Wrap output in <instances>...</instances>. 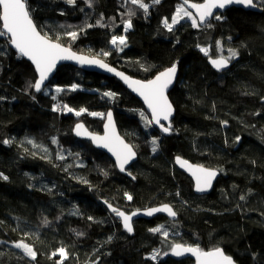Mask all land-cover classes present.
Here are the masks:
<instances>
[{"label": "trees", "instance_id": "trees-1", "mask_svg": "<svg viewBox=\"0 0 264 264\" xmlns=\"http://www.w3.org/2000/svg\"><path fill=\"white\" fill-rule=\"evenodd\" d=\"M144 2L150 4L147 14L130 0L90 5L29 0L28 8L49 38L132 76L147 80L176 64L179 77L169 92L176 114L169 135L145 126L140 113L150 115L142 101L113 77L62 65L35 91L30 87L37 80L35 68L0 35V173L8 177L0 178V264H57L59 254L52 253L59 247L68 253L64 264H195L191 257L168 254L172 243L221 247L238 264H264V3L255 0L261 10L230 7L216 14L219 20H210L211 27H193L185 19L169 31L163 21H171L181 2ZM129 11L135 14L125 31ZM101 18L107 27L97 25ZM69 31L78 33L75 40L65 34ZM112 35L126 36L123 51L110 44ZM228 49L238 60L216 72L208 58L228 57ZM73 84L79 87L72 90ZM57 86L66 91L57 93ZM109 91L116 96L105 98ZM57 103L87 112L55 111ZM111 109L138 152L128 169L134 179L73 132L80 121L101 132L106 116L91 113ZM153 138L159 145L155 152ZM176 155L220 171L210 193L194 192L192 179L174 163ZM166 202L177 219H137L133 235L107 205L131 212ZM160 226L167 238L150 231ZM22 239L37 252L35 260L14 246ZM153 250L159 251L155 261L149 256Z\"/></svg>", "mask_w": 264, "mask_h": 264}, {"label": "snow or ice", "instance_id": "snow-or-ice-1", "mask_svg": "<svg viewBox=\"0 0 264 264\" xmlns=\"http://www.w3.org/2000/svg\"><path fill=\"white\" fill-rule=\"evenodd\" d=\"M89 5L91 0H88ZM132 5L138 6L147 14L150 4L145 3L144 0H130ZM153 3H158L159 0H152ZM261 3H264V0H260ZM68 3H74V0H68ZM189 0H182L180 6L176 9L175 14L169 22L168 18H165L163 21L164 27L169 31L173 30V27L180 23L185 18H188L191 21L193 27H200L201 24L208 22L209 18H215L219 20L221 17L216 15L214 16V10L224 9L228 5H242L247 7H255L256 3L254 0H204L203 3H192L190 7L195 9L196 15L188 10ZM135 14L134 11L128 12V19L124 22L125 31L131 27V17ZM0 22H2V29H0V35L8 36L11 45L18 50L19 54L23 57L29 58L35 65V68L38 72V79L30 85L35 91L39 92L45 86V81L48 80L49 74L55 68L58 61L61 60H76L82 65H98L101 68H105L108 71L115 72L114 68L109 67L102 60L96 58H90L84 55H77L72 52L70 48L63 47L60 43L53 42L47 35H41L40 31L37 30V26L34 23L26 0H0ZM97 25L102 27H107L103 23V18L97 20ZM93 25L89 24L87 27H92ZM208 27H211V24H207ZM67 36L71 37L73 40L77 38L78 33L75 31H69L65 33ZM110 44L115 46L120 51H123V48L127 46V38L125 35H112ZM205 54L208 53L207 48L201 49ZM229 56L224 57L220 56L217 59H211L210 63L216 69H223L227 66L229 61L235 58L238 53L233 49H228ZM102 55L108 56L109 52H102ZM177 67L176 64H173L171 67L165 69L164 71L159 72L153 79L147 81L133 80L128 76H125L121 72H116V75L121 76L129 85L134 89L135 92L139 93L146 102L148 109H150L151 119L143 112L140 113L141 117L145 121V126L150 127L152 125H157L162 130V132L167 133L171 130L170 117L174 111L171 102L167 97V90L169 86L173 83V80L176 76ZM79 87L78 84H73L71 86L72 90H75ZM57 93L64 92L66 89L57 86L55 88ZM105 98H114L116 96L113 92L103 93ZM55 111H67L68 113H74L76 116H81L83 113L87 112L86 108H81L78 111L67 106L57 103L54 106ZM93 116L105 117L106 124L104 125L105 133L103 136L95 135L89 133L85 128L83 123H78L75 125V131L77 135L85 136L87 135L92 139L93 142L98 145L108 148L116 157V162L121 171L125 170V165L128 164L136 155L133 151L132 145H129L124 142L116 130L115 124L112 118V113L109 111L107 114L100 112L91 113ZM162 121L168 122L165 126ZM223 123H227L224 121ZM237 140L240 138L237 137ZM5 144L11 143L9 140L3 141ZM30 143H34L30 141ZM53 143H58L56 139H53ZM152 151L155 152L158 149V140L153 138L152 141ZM60 160H64L65 157L60 155L58 157ZM177 163L182 167L186 166L191 172L192 176L195 177V186L198 192H205L212 187V182L218 174V170L205 168L202 165H191L188 161L182 159L181 157H176ZM106 174V173H105ZM0 178L5 180L8 177L3 176L0 173ZM178 195V193H177ZM127 199L131 200L132 196L126 194ZM241 199H244L242 196ZM107 203V202H105ZM118 217L122 218L124 227L131 232V219L132 215H128L123 211H120L118 208H114L111 205H108ZM157 212H166L171 217H176L177 213L172 209L170 205H162L161 207L149 208L147 209V215L151 216ZM91 220L92 217H89ZM43 223L47 225L49 221L44 219ZM150 231L154 233H162V235L167 238L169 233L164 228L160 226L153 228ZM29 235L28 233L25 234ZM77 236L84 235L83 233H76ZM111 237H109V240ZM0 243H4L0 241ZM16 248L21 249L23 254L27 257H30L32 260H35L37 252L33 246L25 243L24 240L15 242L14 245ZM171 251L177 255L181 256L185 253L192 254L197 261V264H235V261L230 255H227L223 248L214 247L209 250L202 249L199 245H184L179 243H172L169 245ZM59 254V261L57 264H64V260L67 259L68 253L64 247H59L55 252L52 253V256L55 257ZM167 254V253H165ZM159 255L158 250H153L150 258L155 261Z\"/></svg>", "mask_w": 264, "mask_h": 264}, {"label": "water", "instance_id": "water-1", "mask_svg": "<svg viewBox=\"0 0 264 264\" xmlns=\"http://www.w3.org/2000/svg\"><path fill=\"white\" fill-rule=\"evenodd\" d=\"M179 1L182 3V0H179ZM27 2H28V0H26V3H27ZM203 2H204V0H203V1H200V2H195V1L189 0V3H188V5H187L188 10H190L194 15H196L195 9H192V8L190 7V5H191L192 3H203ZM233 6H235V7H241V8L249 9V10H261V8H260L258 5H256L255 7H247V6H242V5L233 4V5H228V6H226L224 9H217V10H214V16H215L217 13H219V12H220V13L225 12L227 9H229L230 7H233ZM30 14H31V13H30ZM31 17H32V16H31ZM32 19H33V18H32ZM212 19H213V18H209L208 22H210V20H212ZM33 21H34V20H33ZM208 22H206V23H204V24H201V25L204 26V25H206ZM1 23H2V22H1ZM34 23H35V21H34ZM35 24H36V23H35ZM36 26H37V24H36ZM1 28H2V26H1ZM37 30L40 31L41 35H45V34H43V32H41V30L38 28V26H37ZM51 40H52V39H51ZM52 41H53V42L60 43L59 41H55V40H52ZM60 44H61L63 47H65V48H70L71 51L74 52V53H76L77 55H84V56H87V57H90V58L100 59V60H102L105 64L109 65V67L114 68L116 71H115V72H111V71H108V70L105 69V68H101V67H99L98 65H82V64H80L79 62H77L76 60H61V61H58V62H57L55 68H54V69L52 70V72L49 74V78H48L47 81H45V86L42 88V90H43V89L46 87V85L52 80V77H53V75L55 74V72L57 71L58 66H60V65H62V64H71V65H74V66L77 67V68H81V69L86 70V71L97 72V73H99V74H101V75H104V76H107V77H113V78L118 79V80H119V81H120V82H121V83H122V84H123V85H124V86H125V87H126V88H127L132 94H133V95H134V96H136L139 100L142 101V103H143V105H144V107H145L146 112L150 115V109H148V106H147L146 102L144 101L143 97H141V96L139 95V93L135 92L134 89L129 85V83L126 82L121 76L116 75V72H121V73H123L125 76H128V77H130V78L133 79V80L147 81V80L153 79V78H154L159 72L164 71V70L167 69V68L158 71V72H157L156 74H154L150 79L145 80V79H142V78H139V77H136V76H132L131 74H129V73L125 72L124 70H122V69H120V68L114 66L113 64L109 63L108 61H106L105 59H103V58H101V57H99V56H95V55H91V54H86V53H84V52L74 51V49H73L72 47H69V46H67V45H65V44H63V43H60ZM9 45H10V47H11V48H12L17 54H19L18 50L15 49V47H14L13 45H11V42H9ZM19 55H20V54H19ZM219 57H220V56H210V57L208 58V63H209V65H210V66H211L216 72H223V71L228 70V69L233 65V63H234L236 60H238V58H239V56H236L234 60H230V61H229V63L227 64V66H226L225 68H223V69H219V70H218V69H216V68L210 63V60H211V59H217V58H219ZM224 57H225V56H224ZM24 59H26L27 61H30V62L33 64V67L35 68L34 63H33L29 58L24 57ZM170 67H171V66H170ZM176 67H177L176 76H175V78H174V80H173V83L169 86V88H168V90H167V97H168L169 101L171 102L172 107H173V109H174V111H173V113H172V116L170 117L171 127H172V120H173V118H174V116H175V114H176V108H175L174 104L172 103V101H171V99H170V97H169V92L173 89V87L175 86V84H176V82H177V79H178V77H179V67H178V66H176ZM168 68H169V67H168ZM35 70H36V68H35ZM36 73H37V79H38V72H37V70H36ZM42 90H41V91H42ZM41 91H39V92H41ZM261 101L264 103V97L261 99ZM109 111L112 113V118H113V121H114V124H115V130H116L117 134H118L121 138H123V140H124L125 143H127V144H129V145H132V144H131V143H130V142H129V141H128V140H127L122 134H121V132H120V130H119V128H118V125H117V121H116V118H115V115H114V111H113L112 109L109 110ZM109 111H108V112H109ZM108 112H107V113H108ZM150 117H151V116H150ZM106 122H107V120H106V117H105V121H104V123H103V128H102V131H101V132H97V131H92V130H90V129L86 126V124H85L84 122H82V121H80V122H78V123H83L84 126H85V128L87 129V131H88L89 133H92V134H95V135L103 136L104 133H105L104 125L106 124ZM78 123H76V124H78ZM162 123H164L165 126H167V123H168V122L162 121ZM76 124H75V125H76ZM153 128L156 129L158 132H160L162 135H169V134L171 133V130H170L169 132H167V133L162 132V130H161V129L159 128V126H157V125H153ZM73 132H74L75 136H77L78 138H80V139H86V140L91 141V143L93 144V146H94L95 148H97V149H99V150L105 152V153H106V154H107V155H108V156L114 161L115 166H116V168L119 170V172H121V173H123V174H125V175H127V176H129V177H131V178H133V176H132V175L129 173V171H128L129 167H130L133 163H135V162L137 161V159H138V152H137V150L134 148L133 145H132V147H133V151H135L136 155H135V157H134V158H133L128 164L125 165V170H124V171H121L120 168H119V166H118V164H117V162H116V157H115V155H114V154H113L108 148L102 147V146L98 145L97 143L93 142L92 139H91L90 137H88L87 135H85V136L77 135V133H76V131H75V127H74ZM176 157H181L182 159L188 161L189 164H191V165H202V164H200V163H196V162H193V161H191V160H189V159H187V158H185V157H183V156H181V155H176V156L174 157V163H175L176 167H177L178 169H180L182 172H184L186 175H188V176L192 179V182H193V190H194V192L197 193V194H200V195H204V194H208V193H210V192L212 191L213 187H214V184H215L216 180H217L218 177L221 175L220 171H219L218 169H216V168H210V167H207V166H205V165H202V166H204L205 168H210V169H216V170H218V174H217V176L214 178V180H213V182H212V187H211L210 189H208V190L205 191V192H198V191L196 190V186H195V177L192 176L191 172L188 170V168H187L186 166L182 167L179 163H177V161H176ZM133 179H134V178H133ZM107 205H111V206L114 207V208H118L117 206H115V205H113V204H110V203H108ZM162 205H170V206L172 207V209L176 212V210H175V208L173 207V205H172L171 203H169V202L162 203V204L155 205V206L146 207V208H143V209H135V210H133V211H131V212H127V211H124V210H121V209L118 208L120 211H123V212H125V213L128 214V215H132V213H134V212L136 213V215H132V219H131V221H130L131 226H132V229H133L131 232H129V231L124 227L122 218L118 217L114 212H113V214H114V217H116V218L120 221V223H121L123 229H124L127 233H129L130 235H133L134 232H135L134 221L137 220V219H141V218L151 219V218L156 217V216H159V215H164V216H166V217H168V218H170V219H172V220L177 219L178 214L176 215V217H171V216H169L168 213H166V212H157V213H154V214L151 215V216L147 215V209H149V208L161 207ZM108 208H109V207H108ZM109 209L111 210V208H109ZM111 211H112V210H111ZM176 213H177V212H176ZM224 252H225V251H224ZM225 253H226V252H225ZM168 254H170L171 256H174V257H176V258L191 257V258L194 259L195 264H197L196 258H195L192 254H190V253H185L184 255L177 256V255H175L172 251H170ZM226 254H227V253H226ZM227 255H228V254H227ZM231 257H232V256H231ZM232 258H233V257H232ZM233 260L235 261V264H238L234 258H233Z\"/></svg>", "mask_w": 264, "mask_h": 264}, {"label": "bare ground", "instance_id": "bare-ground-1", "mask_svg": "<svg viewBox=\"0 0 264 264\" xmlns=\"http://www.w3.org/2000/svg\"><path fill=\"white\" fill-rule=\"evenodd\" d=\"M29 1V0H28ZM27 5H28V2H27ZM31 13V12H30ZM31 16H32V14H31ZM33 18V17H32ZM34 20V19H33ZM35 21V20H34ZM36 23V22H35ZM39 28V27H38ZM2 29V28H1ZM42 32V31H41ZM44 34V33H43ZM8 37V36H7ZM51 39V38H50ZM53 40V39H52ZM56 41V40H55ZM9 42H10V40H9ZM67 46H69V45H67ZM69 47H71V46H69ZM75 51V50H74ZM19 55V54H18ZM20 57H22V58H24L23 56H21V55H19ZM30 62V61H29ZM31 63V62H30ZM32 64V63H31ZM33 65V64H32ZM62 65H71V64H62ZM62 65H60V66H62ZM60 66H58V68L60 67ZM72 66H74V65H72ZM58 68H57V70H58ZM57 73V71L55 72V74ZM55 74L53 75V77L55 76ZM53 77H52V79H53Z\"/></svg>", "mask_w": 264, "mask_h": 264}, {"label": "rangeland", "instance_id": "rangeland-1", "mask_svg": "<svg viewBox=\"0 0 264 264\" xmlns=\"http://www.w3.org/2000/svg\"><path fill=\"white\" fill-rule=\"evenodd\" d=\"M254 2H255V0H254ZM255 3H256V2H255ZM258 3H259V2H258ZM259 4H260V3H259ZM256 5H258V4L256 3ZM179 6H180V4L178 5V7H179ZM258 6H259V5H258ZM178 7H177V8H178ZM189 11H190V10H189ZM174 14H175V13H174ZM174 14H173V15H174ZM185 19H188V18H185ZM185 19H184V20H185ZM170 22H171V21H170ZM208 23H209V22H208ZM208 23H207V24H208ZM86 54H89V53L86 52ZM217 56H218V55H217ZM234 59H235V58H233V59H231V60H234ZM106 61H107V60H106ZM236 61H237V60H236ZM236 61H235V62H236ZM235 62H234V63H235ZM234 63H233V64H234ZM79 69H81V68H79ZM150 119H151V117H150ZM152 127H153V125H152ZM151 254H152V252L149 254V256H151Z\"/></svg>", "mask_w": 264, "mask_h": 264}]
</instances>
